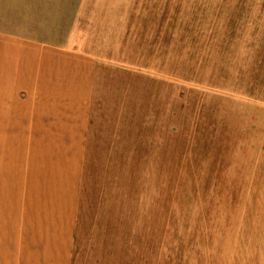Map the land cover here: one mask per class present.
Segmentation results:
<instances>
[{
    "label": "rangeland",
    "instance_id": "obj_1",
    "mask_svg": "<svg viewBox=\"0 0 264 264\" xmlns=\"http://www.w3.org/2000/svg\"><path fill=\"white\" fill-rule=\"evenodd\" d=\"M114 2L102 109L136 92L139 122L102 166V235L148 239L153 264H264V0Z\"/></svg>",
    "mask_w": 264,
    "mask_h": 264
},
{
    "label": "crops",
    "instance_id": "obj_2",
    "mask_svg": "<svg viewBox=\"0 0 264 264\" xmlns=\"http://www.w3.org/2000/svg\"><path fill=\"white\" fill-rule=\"evenodd\" d=\"M122 12L114 0H0V264H153L148 239L102 235V166L116 172L125 124L139 122L136 92L117 88L102 109ZM107 120L125 125L120 139H102Z\"/></svg>",
    "mask_w": 264,
    "mask_h": 264
}]
</instances>
